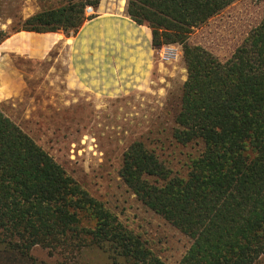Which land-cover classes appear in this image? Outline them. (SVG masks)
I'll use <instances>...</instances> for the list:
<instances>
[{
  "label": "trees",
  "instance_id": "1",
  "mask_svg": "<svg viewBox=\"0 0 264 264\" xmlns=\"http://www.w3.org/2000/svg\"><path fill=\"white\" fill-rule=\"evenodd\" d=\"M236 0H127L151 29L152 46L178 45L186 70L172 141L195 147L179 169L142 140L122 154L119 175L143 206L190 240L178 264H257L264 257V17L225 61L189 36ZM264 2V0H261ZM100 0H62L10 34H75ZM123 5V3H122ZM55 264H165L0 110V264H32L34 247Z\"/></svg>",
  "mask_w": 264,
  "mask_h": 264
},
{
  "label": "rangeland",
  "instance_id": "2",
  "mask_svg": "<svg viewBox=\"0 0 264 264\" xmlns=\"http://www.w3.org/2000/svg\"><path fill=\"white\" fill-rule=\"evenodd\" d=\"M105 1L111 3L112 11L116 3L120 4V0ZM121 1L126 11L127 0ZM61 3L62 0H0V37L1 33L12 32L18 17L27 18ZM263 17V1L236 0L195 29L188 43L225 61ZM23 65L25 90L19 98L0 105L3 114L138 235L153 254L165 264H178L190 240L143 206L122 182L119 170L123 152L136 140L144 141L174 169L194 153L195 147H180L171 139L186 80L181 47L164 45L156 49L151 83L111 97L69 90L60 67ZM29 255L32 264L57 261L55 254L38 246ZM82 259L84 264H109L98 250L85 251ZM257 264H264V257Z\"/></svg>",
  "mask_w": 264,
  "mask_h": 264
},
{
  "label": "crops",
  "instance_id": "3",
  "mask_svg": "<svg viewBox=\"0 0 264 264\" xmlns=\"http://www.w3.org/2000/svg\"><path fill=\"white\" fill-rule=\"evenodd\" d=\"M105 2H99L94 15L75 34L20 31L2 40L0 105L23 94L21 63L60 67L69 90L89 94L111 97L148 86L156 51L151 29L132 21L121 0L119 5L114 3L113 11L111 3Z\"/></svg>",
  "mask_w": 264,
  "mask_h": 264
},
{
  "label": "built area",
  "instance_id": "4",
  "mask_svg": "<svg viewBox=\"0 0 264 264\" xmlns=\"http://www.w3.org/2000/svg\"><path fill=\"white\" fill-rule=\"evenodd\" d=\"M84 13H85V16H89L90 14L92 15L94 14V9L92 7H87Z\"/></svg>",
  "mask_w": 264,
  "mask_h": 264
}]
</instances>
